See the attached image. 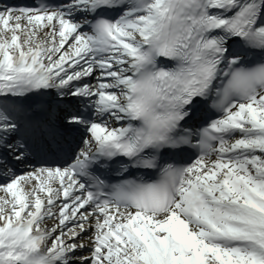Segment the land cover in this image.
<instances>
[{"label":"snow or ice","instance_id":"1","mask_svg":"<svg viewBox=\"0 0 264 264\" xmlns=\"http://www.w3.org/2000/svg\"><path fill=\"white\" fill-rule=\"evenodd\" d=\"M0 264H264V0H0Z\"/></svg>","mask_w":264,"mask_h":264}]
</instances>
